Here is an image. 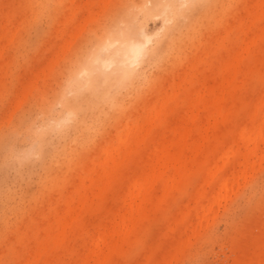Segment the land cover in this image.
Wrapping results in <instances>:
<instances>
[{"label": "rangeland", "instance_id": "obj_1", "mask_svg": "<svg viewBox=\"0 0 264 264\" xmlns=\"http://www.w3.org/2000/svg\"><path fill=\"white\" fill-rule=\"evenodd\" d=\"M188 1L0 0V264H264V6ZM142 27L136 68H92Z\"/></svg>", "mask_w": 264, "mask_h": 264}, {"label": "bare ground", "instance_id": "obj_2", "mask_svg": "<svg viewBox=\"0 0 264 264\" xmlns=\"http://www.w3.org/2000/svg\"><path fill=\"white\" fill-rule=\"evenodd\" d=\"M150 2H151V4L147 7V6H141L140 7V9H138L139 11L140 10H142L143 12H144V18H147L148 17V15L151 13V12H161L163 15L164 14H166V16H170V15H172V14H174L175 12H176V7H178V6H181L182 8H184L185 6L187 7V6H189L190 5V3L191 2H189L188 0H149ZM162 1H165V3L162 5ZM144 3H142L141 5H143ZM260 6H264V0H261L260 1V3H259V7ZM181 8V9H182ZM137 11V10H136ZM128 14H129V12H127ZM141 13V12H140ZM166 16H164V17H166ZM128 17V16H127ZM259 17V15H257L256 16V18H258ZM254 18V17H253ZM243 20V19H242ZM165 21H166V18H165ZM250 24V23H249ZM141 27V26H140ZM126 30V29H125ZM111 35V34H110ZM109 35V36H110ZM132 32H131V30H128V31H126V38H127V40H125L123 43H122V45H121V48H122V46H123V48L121 49V50H117L113 55H111V56H109L108 58H105V59H99V58H95V59H93V63H92V68H94V69H96V70H98V71H101L102 72V70L101 69H105V71H106V68L105 67H108V69L109 70H111L112 69V67H110L109 68V66L112 64V66L114 67L115 66V64H114V61L118 64V71H120L121 72V74L122 75H124V74H127V73H129V71L131 70V68H133V67H135L137 64V62L139 63V61L141 60L140 58H142L144 55H145V52H146V49H147V47L150 45V43H151V35H149V34H147V32L145 31V29L142 27V28H138V30L136 31V33L132 36ZM256 36H257V34H256ZM259 36V35H258ZM249 40V39H248ZM255 41V40H254ZM106 42H107V40H106ZM251 42V41H250ZM106 44H109L108 42L107 43H105V47H106V49H104V51L105 52H107L105 55H108V46H110V48L109 49H112L111 47H114L115 46V44H116V42H113L112 44H109L108 46L106 45ZM112 45V46H111ZM117 45V44H116ZM104 46V45H103ZM101 47V50H102V48H105V47ZM246 46H247V43H246ZM245 46V47H246ZM244 47V50L246 49V48H248V46L245 48ZM249 50V49H248ZM248 50H246V51H248ZM243 51V50H242ZM101 52V51H100ZM245 53V52H244ZM207 55V54H206ZM112 57H114L115 58V60L112 58ZM241 56H239V58H240ZM117 58V59H116ZM237 58V57H236ZM235 61V60H234ZM230 62V61H229ZM238 62V61H237ZM237 62H234V63H231L232 64V66H233V69L235 68V67H237ZM136 64V65H135ZM193 66V65H192ZM136 68V67H135ZM109 70H107V71H109ZM116 70V71H117ZM97 71V72H98ZM239 71V70H238ZM115 72V71H114ZM82 73H84V74H80L81 76L82 75H85V73L86 72H82ZM233 73H236V72H234V70H233ZM120 74V75H121ZM87 78V77H86ZM231 78V77H230ZM182 81V80H181ZM176 83H178V82H176ZM226 83H228L227 82V78H226V80H225V84ZM229 83L231 84V81H229ZM179 84V83H178ZM68 85L70 86V84L68 83ZM176 85V84H175ZM227 85V84H226ZM68 86V87H69ZM178 87H179V85H177ZM224 86V85H223ZM86 87V86H85ZM225 87V86H224ZM201 89V88H200ZM205 89V88H204ZM171 90V89H170ZM222 90H223V88H222ZM178 91V90H177ZM171 92V91H170ZM224 93V92H223ZM222 93V94H223ZM68 95H72V94H69L68 93ZM67 95V96H68ZM169 95V94H168ZM176 95V93H174V91H173V97ZM165 98H166V96H164ZM218 97V96H217ZM221 98H223V97H221ZM166 100H167V98H166ZM165 100V102H168V100L166 101ZM171 100V99H170ZM162 101V100H161ZM223 101V100H222ZM70 103V102H69ZM71 104V103H70ZM71 106H73V104L71 105ZM221 106V105H220ZM161 107V106H160ZM256 108H257V106H256ZM219 109V108H218ZM198 110V109H197ZM197 112V111H196ZM71 113V112H70ZM67 115V114H66ZM71 116L73 115L72 113L70 114ZM69 115V117H71ZM256 115V114H255ZM70 119V118H69ZM69 119H67V120H69ZM261 123H262V126L261 127H263V125H264V115H263V118H262V120H261ZM141 125V124H140ZM141 127V126H140ZM209 128V127H208ZM243 128H245V127H243ZM264 128V127H263ZM259 131V130H258ZM264 131V130H263ZM242 132H244L243 130H242ZM251 134V133H250ZM259 134V133H258ZM260 136H261V134H259ZM255 137V136H254ZM264 137V136H263ZM240 138L245 142V143H247V145H249V144H252L255 140H256V138H257V136H256V138H251L248 134H245V133H243L242 135H240ZM261 138V137H260ZM263 139V138H262ZM120 140V139H119ZM118 140V141H119ZM264 140V139H263ZM123 142H124V140H121L120 142H119V144H117V146L114 148V152L110 155V158H109V163L110 164H113V165H116L117 164V162L119 161V155H118V152H119V148L122 146V144H123ZM260 142V141H259ZM255 144V143H254ZM120 146V147H119ZM170 148H172V147H170ZM199 148V147H198ZM200 149V148H199ZM254 149V148H253ZM170 149L169 148H167V149H165V151H163V154H162V156H159V157H157L156 159V161H157V166H156V170H155V174L154 175H152L150 178H149V180H146V178H143L144 180L141 182H139V181H135L130 187H129V191H128V195H129V197H133V196H136L135 198H137V202L136 203H134L135 204V206L133 207L132 205H131V203H130V208H131V211H132V213H130V214H132V215H130L129 217H126L125 218V220L122 222V227L124 228V229H128L129 227H132V226H130L131 224L133 225V219H135V217L138 215V213L140 212V210H141V206H142V203L145 201V199H146V194L149 192V187H150V185H152V183H154L155 182V179H157V180H159V178H161L163 175H164V173H162L161 172V168L164 166V167H167V165L168 164H173L174 162H177V160L179 159H177V160H175V157L170 153L171 151H169ZM130 151V150H129ZM251 152V151H250ZM263 152V151H262ZM196 154H197V152H196ZM246 156V155H245ZM249 156H251V155H249ZM154 157V156H153ZM190 157V156H189ZM260 157V156H259ZM177 158V157H176ZM251 158V157H250ZM253 158V157H252ZM153 159V158H152ZM228 159V158H227ZM226 159V160H227ZM185 160V159H184ZM221 160V165H223L224 163H225V161L223 160V159H220ZM186 161V160H185ZM223 161V162H222ZM243 161V160H242ZM245 162V161H244ZM181 163V162H180ZM254 163V162H253ZM174 164H176V163H174ZM217 165H218V163H216ZM250 164H251V162H250ZM255 164V163H254ZM215 166L214 168H216L217 169V167L218 166ZM175 166V165H174ZM253 166H255V165H253ZM151 167V166H150ZM253 168V167H252ZM151 169H153L152 167H151ZM164 169H167V168H164ZM191 169V168H190ZM212 169V168H211ZM251 170V169H250ZM211 171V170H210ZM164 172V171H163ZM177 175H180L181 173H179L180 172V170L178 169L177 171ZM179 173V174H178ZM241 173V172H240ZM143 174V173H142ZM146 174V173H145ZM147 175V174H146ZM150 175V174H149ZM211 175H212V171H211ZM213 176V175H212ZM144 177H145V175H144ZM211 177V176H210ZM210 177H209V180H210ZM231 177H232V175H231ZM230 177V178H231ZM173 180H169L168 181V183H170L171 185H172V182ZM91 182H92V185L93 186H95L96 187V179L95 180H91ZM150 184V185H149ZM224 184V183H223ZM222 184V185H223ZM170 185V186H171ZM152 186H154V185H152ZM207 186V185H206ZM224 188H225V186H223ZM230 187V186H229ZM223 188V189H224ZM219 189V188H218ZM227 189V188H226ZM165 190H166V188H165ZM169 191V190H168ZM222 191V190H221ZM220 191V192H221ZM218 192V191H217ZM219 192V193H220ZM216 193V192H215ZM214 193V194H215ZM224 195V194H223ZM216 197V196H215ZM219 197V196H218ZM134 198V197H133ZM124 200V199H123ZM207 200V199H206ZM214 201V200H213ZM216 201V200H215ZM131 202V201H130ZM217 202V201H216ZM209 204V203H208ZM206 205V204H205ZM208 206V205H207ZM210 206V205H209ZM129 207V206H128ZM213 207V206H212ZM79 209H81V208H79ZM129 209V208H128ZM211 209V208H210ZM130 211V210H129ZM204 211V210H203ZM127 212V211H126ZM144 213V212H143ZM203 213V212H202ZM127 214V213H126ZM136 215V216H135ZM200 217V216H199ZM69 221V220H68ZM136 221V220H135ZM132 222V223H131ZM71 223V222H70ZM117 225V224H116ZM117 226H119V225H117ZM117 228V227H116ZM121 228V227H120ZM123 228H122V230H121V232L123 231ZM133 228V227H132ZM132 228L130 229V230H132ZM129 230V231H130ZM125 232H126V230H124ZM128 231V232H129ZM120 232V231H119ZM118 232V233H119ZM120 234V233H119ZM119 234H117V233H115V236L117 235V236H119ZM127 235L129 234V233H126ZM125 234V235H126ZM110 235V234H109ZM126 235V236H127ZM116 236V237H117ZM108 237V236H107ZM110 237V236H109ZM98 238V237H97ZM111 238V237H110ZM109 238V239H110ZM104 239H106V237L104 236L103 237V240H102V238H101V236L99 237V240L97 241V242H99V241H104ZM117 241H118V239H116ZM96 242V241H95ZM104 243H106V240H105V242ZM103 243V244H104ZM115 244H117V243H115ZM115 244H112V246L111 247H113V245H115ZM95 245V244H94ZM98 245H99V243H98ZM96 246V245H95ZM100 246V245H99ZM106 246V245H105ZM104 247V246H103ZM102 247V248H103ZM115 247V246H114ZM113 247V248H114ZM99 248V247H98ZM94 249V248H93ZM106 249V248H105ZM115 249V248H114ZM92 250V249H91ZM92 253H94V252H92ZM103 258H105L104 256H103ZM102 259V258H101ZM103 260V259H102ZM105 260V259H104ZM103 262V261H102Z\"/></svg>", "mask_w": 264, "mask_h": 264}]
</instances>
